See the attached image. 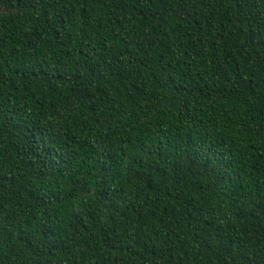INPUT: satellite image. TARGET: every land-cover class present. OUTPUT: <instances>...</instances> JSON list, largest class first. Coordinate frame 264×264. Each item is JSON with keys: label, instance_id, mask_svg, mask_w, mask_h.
Wrapping results in <instances>:
<instances>
[{"label": "trees", "instance_id": "trees-1", "mask_svg": "<svg viewBox=\"0 0 264 264\" xmlns=\"http://www.w3.org/2000/svg\"><path fill=\"white\" fill-rule=\"evenodd\" d=\"M0 264H264V0H0Z\"/></svg>", "mask_w": 264, "mask_h": 264}, {"label": "snow or ice", "instance_id": "snow-or-ice-1", "mask_svg": "<svg viewBox=\"0 0 264 264\" xmlns=\"http://www.w3.org/2000/svg\"><path fill=\"white\" fill-rule=\"evenodd\" d=\"M225 119H227V117H225Z\"/></svg>", "mask_w": 264, "mask_h": 264}]
</instances>
